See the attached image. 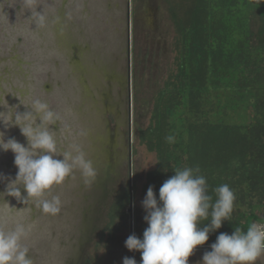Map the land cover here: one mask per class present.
<instances>
[{
	"label": "rangeland",
	"instance_id": "1",
	"mask_svg": "<svg viewBox=\"0 0 264 264\" xmlns=\"http://www.w3.org/2000/svg\"><path fill=\"white\" fill-rule=\"evenodd\" d=\"M77 1L79 8L73 6L75 0H0V120L7 127L18 110H26L37 98L46 101L60 116L59 125L52 126L60 144L68 150L79 147L92 161L96 180L86 185L75 169L62 184L54 185L44 198H60L56 215L44 213L35 201L23 204L5 196L8 203L0 198V217L11 208L6 227H13V222L25 224L28 235L22 243L29 247L33 264H122L125 256L140 264L141 253L129 251L125 240L133 233L142 238L148 226L141 201L147 192L146 173L155 167L156 156L140 143L135 127L147 124L155 92L176 72L180 32L172 13L179 11L180 1ZM253 17L255 30L260 22L256 9ZM88 20L92 29H87ZM88 30L93 33L87 35ZM111 67L118 80L114 84L108 76ZM128 70L130 146L128 124L121 120L129 101ZM85 90L90 96L84 101ZM106 93L116 100L113 117L104 114L109 104L103 99ZM235 117L233 113L227 118ZM0 131L5 139L15 137L27 144L18 127L5 129L0 121ZM13 161L11 150L0 151V172L14 178ZM129 171L128 218L111 220L113 201L129 187ZM5 184L0 183V191ZM257 213L264 216V209ZM210 250V245H198L189 264H197Z\"/></svg>",
	"mask_w": 264,
	"mask_h": 264
},
{
	"label": "trees",
	"instance_id": "2",
	"mask_svg": "<svg viewBox=\"0 0 264 264\" xmlns=\"http://www.w3.org/2000/svg\"><path fill=\"white\" fill-rule=\"evenodd\" d=\"M179 1L178 13H172L180 32L176 72L155 92L148 122L136 125V137L156 156L144 188L154 186L157 198L174 169L184 167H199L213 203L216 187L227 184L234 191L231 218L209 234L204 245H211L221 232L264 222L257 213L264 209V4ZM255 9L260 22L253 30ZM233 113L237 117L228 119ZM129 202L127 186L112 203L111 220L127 219Z\"/></svg>",
	"mask_w": 264,
	"mask_h": 264
},
{
	"label": "clouds",
	"instance_id": "3",
	"mask_svg": "<svg viewBox=\"0 0 264 264\" xmlns=\"http://www.w3.org/2000/svg\"><path fill=\"white\" fill-rule=\"evenodd\" d=\"M59 120L60 116L39 98L26 110L13 114L7 127L0 120L5 129L18 127L27 141L24 144L15 137L5 139V132L0 131V151L11 150L17 168L14 178L0 172V183L6 182L4 191H0L5 203H8L5 196L23 204L35 201L44 213L56 215L60 211V198H44L54 185L62 184L75 169L80 170L86 185L96 180L97 171L85 153L79 147L68 150L60 144L52 127L59 125ZM166 140L173 142L174 138L168 136ZM174 172L160 186L158 198L154 186H149L141 201L146 213L143 219L148 225L143 237L133 233L125 240L129 251L141 253L140 264H189L196 247L204 245L209 234L220 229L233 213L236 196L229 185L214 189L213 203L199 167H184ZM11 216L10 208L0 217V264H33L29 247L22 243L28 235L26 226L23 222H13V227L7 228ZM209 217L210 222L201 227L200 221ZM210 249L197 264H257L258 261L264 264V224L254 222L246 231L236 227L231 234L221 232ZM122 264L138 262L125 256Z\"/></svg>",
	"mask_w": 264,
	"mask_h": 264
},
{
	"label": "flooded vegetation",
	"instance_id": "4",
	"mask_svg": "<svg viewBox=\"0 0 264 264\" xmlns=\"http://www.w3.org/2000/svg\"><path fill=\"white\" fill-rule=\"evenodd\" d=\"M128 1V0H127ZM80 1H77V0H75V2H74V4H73V6H75V4H77L78 6V8H79V5H80V3H79ZM86 26H88V28L87 29H92V27H91V23L89 22V20L87 21V23H86ZM151 27V25H149V28ZM155 27V26H154ZM151 29V28H150ZM89 32H91V31H87L86 32V34L88 35V34H90ZM93 32H91V34H92ZM134 39V38H133ZM136 39V38H135ZM136 40H134V42H133V46H132V48L134 47V45H135V42ZM126 44H127V50L129 49L128 48V37L126 38ZM123 58V57H122ZM127 58H128V54H127ZM124 60V59H123ZM114 62V61H113ZM128 66V63H127V60H126V64L124 65V70L126 71V67ZM112 69L110 70V73L108 72V76H110V78H111V80L113 81V84H114V80H115V82L116 81H118L117 80V78L115 77V75L113 74V72H114V69H113V67H111ZM126 80H127V78H126ZM90 85V84H89ZM126 86H127V82H126ZM113 87V86H112ZM112 87H110V88H112ZM94 87L91 85V88L89 87V89H90V91H91V89H93ZM83 89V88H82ZM127 89H128V87H127ZM84 90V89H83ZM85 91H87V90H85ZM90 91H88V92H90ZM87 95V94H86ZM106 97H103V99L105 98V100L106 101H108L109 100V104H108V106L107 107H105V111H104V114L106 113V112H109V116H111L112 115V117H113V115H115V114H117V109H116V107H115V102H116V100L114 99V94H110V93H106ZM83 97H84V101L85 100H87L88 99V96H85V95H83ZM105 100H101V102L102 103H105L106 101ZM127 100H128V95H127ZM105 101V102H104ZM128 107H129V101H127L126 102V110H124V113H122L123 114V116H121V120H122V123L124 122V123H126V126H127V124H128ZM121 114V115H122ZM129 125V124H128ZM125 127V126H124ZM127 129H128V132H127V138H128V145L130 146V141H129V126H127ZM129 149H130V147H129ZM129 160H130V158H129Z\"/></svg>",
	"mask_w": 264,
	"mask_h": 264
},
{
	"label": "water",
	"instance_id": "5",
	"mask_svg": "<svg viewBox=\"0 0 264 264\" xmlns=\"http://www.w3.org/2000/svg\"><path fill=\"white\" fill-rule=\"evenodd\" d=\"M128 37V47H129V36ZM108 72L110 73V70H108ZM129 80H130V74H129V70L127 72V87H128V100H129V107H128V126H129V141L131 140V132H130V117H131V104H130V84H129ZM87 94V95H86ZM86 94L84 93L85 96H90V92L86 91ZM84 99V97H83ZM131 172L129 171V191H130V202H129V207L131 206L132 203V197H131ZM130 209V208H129ZM130 211V210H129Z\"/></svg>",
	"mask_w": 264,
	"mask_h": 264
}]
</instances>
